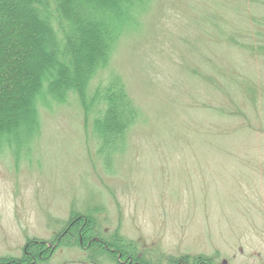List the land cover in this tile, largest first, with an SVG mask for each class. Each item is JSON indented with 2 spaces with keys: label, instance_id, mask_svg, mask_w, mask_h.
Wrapping results in <instances>:
<instances>
[{
  "label": "rangeland",
  "instance_id": "rangeland-1",
  "mask_svg": "<svg viewBox=\"0 0 264 264\" xmlns=\"http://www.w3.org/2000/svg\"><path fill=\"white\" fill-rule=\"evenodd\" d=\"M111 74L138 110L118 152L76 97L47 95L33 140L0 142V259L37 244L25 264H97L69 245L78 214L152 264H264V0H150L94 85Z\"/></svg>",
  "mask_w": 264,
  "mask_h": 264
},
{
  "label": "trees",
  "instance_id": "trees-1",
  "mask_svg": "<svg viewBox=\"0 0 264 264\" xmlns=\"http://www.w3.org/2000/svg\"><path fill=\"white\" fill-rule=\"evenodd\" d=\"M149 2L0 0V142L33 140L40 131V103L49 95L59 103L76 97L86 125L93 124L101 151L109 156L121 150L138 110L117 75L94 82L110 67L122 36L139 26ZM94 220L90 215L73 216L67 226L69 245L82 240L97 264L105 256L122 264L116 259L120 255L125 264H152L146 254L134 253L133 243L99 235ZM29 247L34 257L0 259V264L38 262L37 252L45 246ZM211 260L185 257L171 264H211Z\"/></svg>",
  "mask_w": 264,
  "mask_h": 264
}]
</instances>
